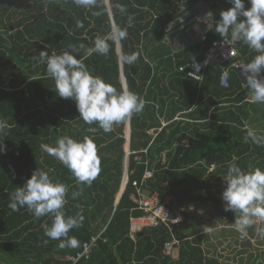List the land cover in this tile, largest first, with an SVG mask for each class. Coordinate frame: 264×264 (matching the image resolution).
I'll use <instances>...</instances> for the list:
<instances>
[{"label": "trees", "instance_id": "16d2710c", "mask_svg": "<svg viewBox=\"0 0 264 264\" xmlns=\"http://www.w3.org/2000/svg\"><path fill=\"white\" fill-rule=\"evenodd\" d=\"M198 2L212 13L208 28L193 21L201 31L197 40L188 38V46L172 54L166 39L172 33L168 27L185 14H190L187 21L196 20L193 7ZM116 4L124 5L126 13H120ZM249 6L245 0V8ZM229 7V0H97L91 9L78 7L73 0H0V119L8 124L6 133L0 135L6 146L0 154V264H72L67 257L81 253L83 243L92 238L95 242L89 256L75 264H222L224 256L235 260L242 251L225 252L232 250L231 238L246 249L250 246L249 238L241 239L234 227L238 213L224 210L221 193L226 185L221 182L233 160L245 171L264 169V145L247 138L249 128L264 134L260 127L264 120L256 123L257 115L264 119V104L251 101L246 80L235 72L229 73L228 87L221 88L217 68L209 66L201 82L178 71L180 66L201 61L211 41L223 39L215 32V24L220 12ZM77 22L83 27H77ZM113 25L127 28V38L118 43L120 52L138 51L139 59L133 65L121 64L117 43L110 41L107 56L93 54L84 63L118 90L123 77L125 85L146 101L144 110L129 122L127 182L119 198L126 124L114 125L108 133L95 123L86 124L75 102L58 96L46 64L38 57L42 50L51 55L70 50L69 46L90 47ZM201 34L207 37L205 43L199 41ZM180 45L184 47L182 41ZM235 48L246 64L258 54L241 40ZM84 51L73 54L84 58ZM177 115L179 119L173 120ZM64 135L76 140L88 136L97 144L101 172L90 186L79 183L63 164L41 150L42 143L55 146ZM213 151L223 158L206 166L204 159ZM146 166L153 173L142 191L156 193L161 202L168 199L172 211L182 207L184 220L172 233L160 225L142 228L131 238V218L143 215L130 199L135 194L132 182L142 179ZM36 168L68 186L66 216L82 211L83 226L69 232V237L79 241L77 247L61 249L60 241L45 236L42 225L50 226L51 216L37 219L27 208L13 212L8 207L11 193ZM73 191L80 193L76 199H72ZM192 205L198 209L210 206L222 214L229 230L227 238L221 239L224 246L214 242L206 230L201 232L194 215L187 213ZM227 216L234 217L232 224ZM259 237L262 249L264 237ZM174 239L179 243L167 254L164 246ZM219 246L225 255L217 251ZM256 258L264 261V250H257L246 261Z\"/></svg>", "mask_w": 264, "mask_h": 264}, {"label": "clouds", "instance_id": "9594fccd", "mask_svg": "<svg viewBox=\"0 0 264 264\" xmlns=\"http://www.w3.org/2000/svg\"><path fill=\"white\" fill-rule=\"evenodd\" d=\"M231 7L220 12V18L215 24V32L221 38L230 36L232 43L241 40L257 55L248 62L243 72L245 87L250 90L253 103L264 104V0H248L249 7L245 8V0H229ZM73 3L85 9L97 6V0H73ZM115 7L120 13L127 9L122 4ZM95 12L94 15H99ZM205 18L212 19L208 12ZM133 17L128 16V26ZM77 27L83 24L77 22ZM127 28L113 25L111 31L103 36H97L92 46L84 44L69 46L61 54L47 51L39 52V60L46 64L47 75L55 84V91L63 99L75 102L79 117L88 125L97 124L105 133L112 132L114 125L127 124L134 114L141 113L146 101L138 93L127 86L117 89L102 77L94 75L84 63V59L99 54L107 56L110 51L109 42H122L127 38ZM84 51V58H77L73 53ZM140 57L138 51L125 53L121 50L118 60L121 64L133 65ZM35 80V79H33ZM8 128L7 121L0 119V135H4ZM89 131L95 132V128ZM247 138L254 144L264 145V134L249 128ZM40 148L49 156L56 158L63 164L81 184L91 185L101 172V159L95 141L85 136L76 140L68 135L60 137L55 146L42 143ZM6 152V146L0 142V154ZM14 175V173H13ZM127 181V179H126ZM226 187L221 193L225 211L238 213L234 220V227L244 239L248 229L264 221V169L260 167L243 170L233 160L227 169ZM69 189L65 183L54 181L48 171L36 168L23 186L17 187L10 195L8 207L13 211L27 208L37 219L51 216V225H42L44 234L51 240L60 241L58 247L75 248L79 241L69 232L83 226L82 211L75 216H66L64 206ZM79 192H72V199H76ZM257 233L264 237V228H257Z\"/></svg>", "mask_w": 264, "mask_h": 264}, {"label": "built area", "instance_id": "2783aa9c", "mask_svg": "<svg viewBox=\"0 0 264 264\" xmlns=\"http://www.w3.org/2000/svg\"><path fill=\"white\" fill-rule=\"evenodd\" d=\"M207 8L202 5L201 2L197 3L193 7V12L197 16L196 20L200 21L201 25L208 28L209 18H205L208 11ZM179 10H183L180 8ZM199 41L205 43L207 37L205 34L199 36ZM246 65L243 59L239 58L235 43H232L231 39L223 38L219 40H213L210 43V47L201 61L190 62L178 68L181 74H184L187 78L197 82H201L206 69L210 66L217 68L220 71L219 74V86L221 88L228 87V77L230 72H235L241 79H245L243 68ZM176 116L173 120H178ZM165 124L162 123V126ZM153 169L146 166L142 179L132 182V186L135 188V194L130 199L136 205V210L142 212V216L139 218H131V238L135 233H138L145 227H157L160 225L165 226L170 233L172 228L181 225L184 220V213L181 209L172 211V208L168 206V199L160 201L156 193H144L142 191V185L146 180L151 178ZM173 213V217H172ZM95 238H92L89 243H83V249L81 253L75 256L67 257L72 264H75L82 257L87 258L90 253L91 246H94ZM179 241L175 240L171 243H167L164 246V250L169 254L172 247L178 244Z\"/></svg>", "mask_w": 264, "mask_h": 264}, {"label": "rangeland", "instance_id": "374dc122", "mask_svg": "<svg viewBox=\"0 0 264 264\" xmlns=\"http://www.w3.org/2000/svg\"><path fill=\"white\" fill-rule=\"evenodd\" d=\"M180 35L184 37V32H181ZM263 120L264 119H260V117L257 115V118H256L257 122L256 123H258V122L260 123ZM255 125H258V124H255ZM260 127L264 131V124H260ZM152 132H153V130L150 131V133H152ZM221 184L226 185L225 179L222 180ZM180 208L182 210V207H180ZM206 208H209L210 210H212L210 208V206H208V207L204 206V208L198 209V208H195L193 205L187 207L186 209H187V213H189L188 212V210H189L191 212V215H194L195 224L198 227H201V229H200L201 232L207 230L208 231L207 234L210 235L211 239H213L214 242L223 244V246H224L225 242L223 240L221 241V239L227 238V236H228L227 235V230H228L227 224L228 223L227 222L224 223L225 218L222 216V214H218L217 212H215L213 210L210 212V210L209 209L207 210ZM185 212H186V210H185ZM233 218L234 217H232V216H227V220H229V223L231 221H233ZM231 224H232V222H231ZM257 228H264V221L257 220V223L248 229V232L253 233V235H249V233L247 235V238H249V242H250V246L247 247V249H246V246L244 247L243 245L236 243L235 239L231 238V240L233 241L232 250L225 251L228 254H230L235 250L240 251V249H241L242 251H241V253L238 254V258L242 257L243 261H240L238 258L237 259L232 258L235 260H231V259H228L224 256V258H221L222 264H227L228 262H229V264H263L264 263V261L257 260V258H256V261H248V260L246 261V258L249 255H255V252H257V250H264V243H263L262 249H260V246L258 245L260 242V237H259V234L257 233ZM217 251L222 253V255H225L224 252H221L220 246L217 249ZM175 252H173L174 256H175Z\"/></svg>", "mask_w": 264, "mask_h": 264}, {"label": "water", "instance_id": "95a60500", "mask_svg": "<svg viewBox=\"0 0 264 264\" xmlns=\"http://www.w3.org/2000/svg\"><path fill=\"white\" fill-rule=\"evenodd\" d=\"M106 5H107V9H108L109 14H110V8H109V6H108L107 1H106ZM171 27H172V26H171ZM169 29H170V27L168 28V30H169ZM183 29H184V28L181 27V28H179V30H177L175 33L180 32V31L183 30ZM191 31H192V33L194 34V37H193V38H192V36H191L190 34H188V31H186V33L188 34V38H189V40L192 41V42H195V41L197 40V37H198V35L200 34L201 31H200V29H199L198 26H196L195 29H194V27L191 28ZM175 33H174V34H175ZM171 37H172V36H171ZM180 42H181V41H180ZM117 51H118V54H120V46H119L118 43H117ZM121 81H122V85H123V87L126 86L123 77H121ZM129 137H130V130H129V123H127V124H126V127H125V139H126V141H125V145H126V146L124 147V149H125V157H124V173H123V179H122L121 188H120V191H119V194H118V198L120 197L121 193L123 192L124 187H125V184H126V178H127V174H126V173H127V165H128V154H129ZM222 158H223L222 156L217 155L216 152L213 151V152L211 153L210 156H208V157H206V158L204 159V164H205L206 166H212L213 164L218 163Z\"/></svg>", "mask_w": 264, "mask_h": 264}, {"label": "crops", "instance_id": "0c3cea01", "mask_svg": "<svg viewBox=\"0 0 264 264\" xmlns=\"http://www.w3.org/2000/svg\"><path fill=\"white\" fill-rule=\"evenodd\" d=\"M199 3V2H198ZM202 3V2H201ZM203 6L206 7V4L202 3ZM194 13V12H193ZM194 15H196L194 13ZM187 16H190V14H185L183 15V17L180 19V21H176L172 24V27L170 26L169 30H172V33L169 34V36L166 37V39L168 40V45L170 46V49H172V54H176L178 51H180L182 48H185L186 46H188V34H190L192 37H194V34L191 31V28L196 27L195 23L193 22L194 19H189L188 21L186 20ZM182 21L184 22V24H182ZM178 25V27H183L184 29L181 30L180 32L175 33L177 30H179V28H175V30H173L174 27H176ZM169 28V27H168ZM186 31H188V34L186 33ZM181 32H184V37L180 35ZM175 33V34H174ZM172 36V38H171ZM150 40V39H149ZM180 41L183 42L184 47H182L180 45ZM151 50V49H150ZM178 116V115H177ZM164 123V122H163ZM165 124V123H164ZM207 231V230H206ZM208 232V231H207ZM250 235V234H249Z\"/></svg>", "mask_w": 264, "mask_h": 264}, {"label": "flooded vegetation", "instance_id": "af4514ba", "mask_svg": "<svg viewBox=\"0 0 264 264\" xmlns=\"http://www.w3.org/2000/svg\"><path fill=\"white\" fill-rule=\"evenodd\" d=\"M178 28H180V27H178ZM193 38V37H192Z\"/></svg>", "mask_w": 264, "mask_h": 264}]
</instances>
